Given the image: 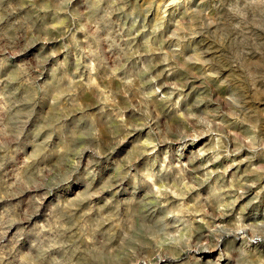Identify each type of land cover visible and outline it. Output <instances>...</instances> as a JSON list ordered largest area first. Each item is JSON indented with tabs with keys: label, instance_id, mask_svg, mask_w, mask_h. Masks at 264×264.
<instances>
[{
	"label": "rangeland",
	"instance_id": "374dc122",
	"mask_svg": "<svg viewBox=\"0 0 264 264\" xmlns=\"http://www.w3.org/2000/svg\"><path fill=\"white\" fill-rule=\"evenodd\" d=\"M0 264H264V0H0Z\"/></svg>",
	"mask_w": 264,
	"mask_h": 264
}]
</instances>
